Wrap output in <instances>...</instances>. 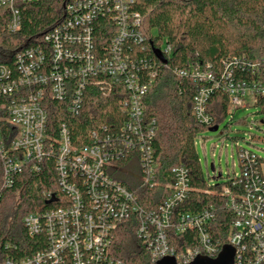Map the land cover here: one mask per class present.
<instances>
[{
    "label": "built area",
    "instance_id": "2783aa9c",
    "mask_svg": "<svg viewBox=\"0 0 264 264\" xmlns=\"http://www.w3.org/2000/svg\"><path fill=\"white\" fill-rule=\"evenodd\" d=\"M37 1L0 0V32L19 30L21 4ZM64 14L42 43L19 50L13 64L0 62V97L9 100L7 119L16 130L9 145L0 130L4 187H11L23 169L37 171L43 158L53 156L62 190L61 196L51 199L54 208L24 218L31 235L46 237V246L23 258L9 256L4 264H124L113 256L112 246L120 224L135 215L140 218L136 234L155 264L165 257H175L178 264H188L199 255L217 257L225 244L211 235L214 210H178L191 190L184 165L172 169L170 193L153 210L144 209L137 194L108 171L116 162L136 157L144 183L154 184L157 121L146 118L144 102L158 65L138 53L146 50L147 38L135 0H65ZM104 20L107 46L99 45L97 35L98 23ZM160 50L166 56L171 46ZM173 72L195 85L193 115L209 130L220 127L208 113L209 100L217 90L228 94L231 114L250 105L264 109V55L256 60L233 56L224 61L222 71L211 63H197ZM91 84L103 91L125 92L123 125L94 130L91 142L82 146L73 143L66 123L57 137L49 139L46 96L66 102L69 111L77 114ZM237 156L240 171L222 189L235 216L226 244L235 249V264H264V160L253 148L242 146ZM171 228L177 234L196 231L198 247L177 252L169 243Z\"/></svg>",
    "mask_w": 264,
    "mask_h": 264
},
{
    "label": "trees",
    "instance_id": "16d2710c",
    "mask_svg": "<svg viewBox=\"0 0 264 264\" xmlns=\"http://www.w3.org/2000/svg\"><path fill=\"white\" fill-rule=\"evenodd\" d=\"M65 0H40L21 4L22 25L16 32H0V62L13 64L15 54L22 48L43 42L44 35L65 17ZM135 10L142 17L141 29L146 36L145 51L141 55L157 62L158 73L145 97V115L157 121L153 143L154 184L144 183V172L136 157H128L109 167V174L138 196V203L146 210L156 209L169 195L167 184L172 169L184 165L190 175L191 190L178 207L181 211L199 212L212 209L215 218L211 235L226 244L232 232L233 212L226 206L223 186L233 175L222 173L206 176L197 153L195 140L207 129L193 115L195 85L187 78L174 74L175 68L211 63L222 71L224 61L233 56L246 55L259 59L264 55V0H135ZM99 45L107 46L109 36L98 23ZM171 46V53L162 64L154 49L163 43ZM116 89L103 91L91 84L85 90L84 104L77 114L69 111L66 102L48 94L47 137L59 135L66 123L73 143L82 146L91 142L92 132L106 125L119 129L126 120L123 112L125 92ZM7 97H0V130L7 145L16 130L7 117ZM264 105V104H263ZM230 101L226 92L217 90L209 100L208 113L214 124H221L229 113ZM264 113V109H262ZM39 170L29 167L14 177L11 187H4V163L0 153V264L9 257L23 258L46 246L43 234L31 235L24 218L32 212L54 208V195L61 196L53 156L43 158ZM134 164V165H132ZM215 170V168H214ZM208 179H224L211 184ZM49 195V196H48ZM139 216L123 221L116 231L112 254L124 264H155L136 232ZM169 243L177 251L198 247L196 231L177 234L168 231Z\"/></svg>",
    "mask_w": 264,
    "mask_h": 264
},
{
    "label": "rangeland",
    "instance_id": "374dc122",
    "mask_svg": "<svg viewBox=\"0 0 264 264\" xmlns=\"http://www.w3.org/2000/svg\"><path fill=\"white\" fill-rule=\"evenodd\" d=\"M163 47H166L165 42ZM263 117L260 106L250 105L229 113L218 131L205 129L200 132L195 146L206 176L214 177L215 173L218 175L220 172L226 178L228 173L233 175L234 172H239L238 146L253 148L264 160ZM222 180L224 179H208L211 184Z\"/></svg>",
    "mask_w": 264,
    "mask_h": 264
},
{
    "label": "water",
    "instance_id": "95a60500",
    "mask_svg": "<svg viewBox=\"0 0 264 264\" xmlns=\"http://www.w3.org/2000/svg\"><path fill=\"white\" fill-rule=\"evenodd\" d=\"M154 53L156 57L162 62L166 63L167 59L160 49L155 48ZM211 131H217L218 126H214ZM214 170V165H212ZM156 264H178L175 257H165L159 260ZM188 264H235V249L229 244H225L217 257H209L206 255H199Z\"/></svg>",
    "mask_w": 264,
    "mask_h": 264
}]
</instances>
